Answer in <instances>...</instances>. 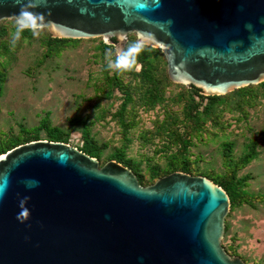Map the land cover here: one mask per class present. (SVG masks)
I'll return each instance as SVG.
<instances>
[{
  "label": "water",
  "instance_id": "1",
  "mask_svg": "<svg viewBox=\"0 0 264 264\" xmlns=\"http://www.w3.org/2000/svg\"><path fill=\"white\" fill-rule=\"evenodd\" d=\"M19 9L0 0V21ZM35 11L52 37H100L117 52L134 33L160 49L173 83L206 96L264 81V0H42ZM229 208L205 175L142 185L115 159L31 140L0 154V264H246L221 244Z\"/></svg>",
  "mask_w": 264,
  "mask_h": 264
},
{
  "label": "trees",
  "instance_id": "2",
  "mask_svg": "<svg viewBox=\"0 0 264 264\" xmlns=\"http://www.w3.org/2000/svg\"><path fill=\"white\" fill-rule=\"evenodd\" d=\"M14 21H0V59L21 48L23 39H31L32 32L25 29L22 37L15 47L11 46V34L14 30ZM82 39H67L52 37L47 30L41 34L40 42L45 50L38 62L40 65L44 59L59 54L62 49L77 45ZM137 43L134 33L128 36L124 46L127 49L131 44ZM141 50L137 53L136 64L130 70H120L115 67L117 53L113 45L105 44L99 39L98 56L105 59L110 54L114 67H109V60L104 63L102 80L95 84L96 92V117L92 120L71 118L67 128L50 124L46 118L38 126L25 128L21 126L18 133H7L0 136V154L12 147L31 140L42 139L41 131L44 129V139L63 141L69 143L70 134L78 130L80 133V150L97 158L101 165L109 159H115L129 167L137 176L142 185L153 183L157 178L175 170L191 174L202 173L217 185L221 186L228 194L230 201L229 212L225 218V230L223 237L230 236L229 217L232 212L243 204L256 207V202L264 200V193L253 195L247 189L251 174L239 175L241 168L249 164L259 153L260 143L256 138L249 139L245 143L244 153L237 159L232 158L234 142L225 140L220 143L221 166L211 164L203 171L198 167V161L191 159L189 149L195 140L209 132L208 123L213 127L223 128L221 117L224 112H238L242 118H246V108L253 106L258 97H264V81L258 84H250L236 88L223 95H203L201 90L194 86H184L173 83L167 74L166 60L159 48L140 44ZM123 49V50H124ZM1 63V61H0ZM5 71L0 69V83L4 82ZM176 87V88H175ZM2 87L0 85V96ZM106 99H119L120 103L111 113L100 105V101ZM140 112H152L151 127L139 128L137 139L141 147L153 146V154L158 158L163 157L162 163L153 162L148 154L140 159H134L127 155L126 149L133 139L131 131L136 129L140 122ZM110 117L121 126L123 144L114 147L108 153L104 149L108 147L107 141H99L92 132L95 120L101 117ZM48 116V115H47ZM212 136H216L214 132ZM264 142V127L260 131ZM195 139V140H194ZM145 166L142 167V162ZM230 255H239L232 244L223 246ZM240 256V255H239ZM259 264V263H255Z\"/></svg>",
  "mask_w": 264,
  "mask_h": 264
},
{
  "label": "rangeland",
  "instance_id": "3",
  "mask_svg": "<svg viewBox=\"0 0 264 264\" xmlns=\"http://www.w3.org/2000/svg\"><path fill=\"white\" fill-rule=\"evenodd\" d=\"M45 30L47 29L43 28L39 35L32 34L30 40L23 39L21 48L12 50L11 54L0 59V69L4 68L5 71L4 82L0 83L2 87L0 136L18 133L21 126L25 128L38 126L45 118L52 125L67 128L70 125L69 120L73 117L78 116L83 120L87 118V121L96 117L95 84L102 80L104 63L107 60L112 62L110 54H106L104 60L98 56L97 45L100 37L80 38L82 40L77 45L62 49L59 54L44 59L38 65L45 50L40 42V36ZM111 101L103 99L99 103L111 113L120 100ZM245 111L246 118L240 121H237L241 117L238 112H224L221 117L223 128L213 127L208 123L209 132L207 131L202 139H194L189 153L191 159L198 161L197 165L201 171L211 164L219 168L221 142L225 140L234 142L231 156L237 159L244 153L245 143L256 138L260 143L258 156L238 172L239 175L251 174L247 189L255 195L264 193V142L260 136V131L264 127V97L260 95L257 102L247 107ZM140 115L139 124L130 132L133 139L126 153L137 160L148 154L153 162L162 163L164 158H158V155L153 154V146L144 148L140 146L137 129L151 127L153 113L140 112ZM44 131V129L41 131L42 138L45 135ZM92 132L99 141L109 143L104 153L121 146L124 142L121 126L110 117V114L96 119L92 125ZM214 132L216 136H212ZM69 143L74 146L81 144L78 130L70 134ZM145 164V161L142 162V167ZM229 221L230 236L222 237V246L228 244L235 246L246 264H264V200L256 202V207L243 204L236 208Z\"/></svg>",
  "mask_w": 264,
  "mask_h": 264
},
{
  "label": "clouds",
  "instance_id": "4",
  "mask_svg": "<svg viewBox=\"0 0 264 264\" xmlns=\"http://www.w3.org/2000/svg\"><path fill=\"white\" fill-rule=\"evenodd\" d=\"M20 4V9L18 13H15L14 30L11 34V46L15 47L17 41L23 35L25 29H29L32 34L39 35L41 30L47 23L46 17L43 13L35 11L41 3L42 0H17ZM141 50L139 43L131 44L127 49L119 50L117 53V58L115 67L120 70H130L136 64L137 53ZM112 62L109 63V67H112ZM29 187H32L39 183L38 180L31 179L26 181ZM28 198L25 197L20 201L21 211L17 213V219L20 222H25L29 216L30 209L25 206V201Z\"/></svg>",
  "mask_w": 264,
  "mask_h": 264
}]
</instances>
